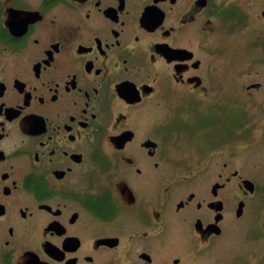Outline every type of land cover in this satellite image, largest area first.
Returning a JSON list of instances; mask_svg holds the SVG:
<instances>
[{
    "label": "flooded vegetation",
    "instance_id": "1",
    "mask_svg": "<svg viewBox=\"0 0 264 264\" xmlns=\"http://www.w3.org/2000/svg\"><path fill=\"white\" fill-rule=\"evenodd\" d=\"M0 264H264V0H0Z\"/></svg>",
    "mask_w": 264,
    "mask_h": 264
}]
</instances>
